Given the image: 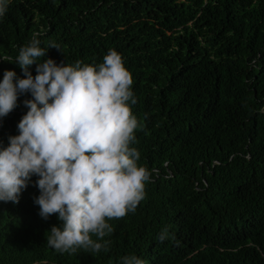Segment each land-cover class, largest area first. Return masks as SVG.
<instances>
[{"label":"trees","instance_id":"16d2710c","mask_svg":"<svg viewBox=\"0 0 264 264\" xmlns=\"http://www.w3.org/2000/svg\"><path fill=\"white\" fill-rule=\"evenodd\" d=\"M36 33L48 50L40 62L122 55L141 125L130 147L151 176L136 211L108 221L109 250L93 255L47 245L63 222L39 215L33 175L19 203L0 201V264H121L130 254L144 264H264V0H10L0 58L14 60ZM6 70L24 77L0 59V82ZM26 99L0 118V148L19 134Z\"/></svg>","mask_w":264,"mask_h":264},{"label":"clouds","instance_id":"9594fccd","mask_svg":"<svg viewBox=\"0 0 264 264\" xmlns=\"http://www.w3.org/2000/svg\"><path fill=\"white\" fill-rule=\"evenodd\" d=\"M9 3L0 0V17ZM38 36L20 47L14 60L0 58L18 62L24 72L20 79L14 70L4 72L0 118L17 106L20 94L32 96L24 101L29 110L18 124L19 134L0 148V201L19 203L35 175L39 215L47 220L58 214L63 222L46 233L47 245L58 253L107 252L110 241L104 237L113 232L108 221L136 211L151 176L137 163L140 152L130 147L141 127L129 104L137 102L131 90L133 76L116 49H110L99 65L57 64L50 57L40 62L48 50L40 46ZM50 48L60 49L54 43ZM37 61L33 76L30 66ZM167 238L165 228L159 239ZM121 264L144 261L130 254Z\"/></svg>","mask_w":264,"mask_h":264}]
</instances>
